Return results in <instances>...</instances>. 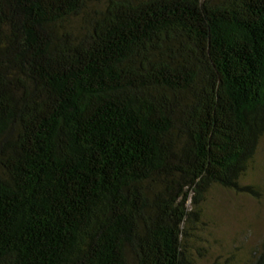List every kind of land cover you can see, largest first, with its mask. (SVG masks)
<instances>
[{"label":"trees","instance_id":"1","mask_svg":"<svg viewBox=\"0 0 264 264\" xmlns=\"http://www.w3.org/2000/svg\"><path fill=\"white\" fill-rule=\"evenodd\" d=\"M263 139L264 0H0V264H199Z\"/></svg>","mask_w":264,"mask_h":264},{"label":"rangeland","instance_id":"2","mask_svg":"<svg viewBox=\"0 0 264 264\" xmlns=\"http://www.w3.org/2000/svg\"><path fill=\"white\" fill-rule=\"evenodd\" d=\"M241 184L258 185L262 196L220 186L206 195L197 242H191L205 253L199 264H249V252L264 239V139Z\"/></svg>","mask_w":264,"mask_h":264}]
</instances>
